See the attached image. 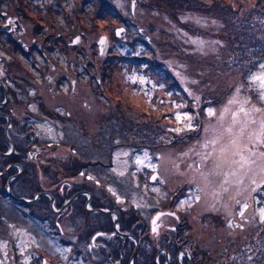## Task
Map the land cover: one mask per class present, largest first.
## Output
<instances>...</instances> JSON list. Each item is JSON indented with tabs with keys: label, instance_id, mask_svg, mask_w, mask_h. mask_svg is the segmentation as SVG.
I'll list each match as a JSON object with an SVG mask.
<instances>
[{
	"label": "rangeland",
	"instance_id": "rangeland-1",
	"mask_svg": "<svg viewBox=\"0 0 264 264\" xmlns=\"http://www.w3.org/2000/svg\"><path fill=\"white\" fill-rule=\"evenodd\" d=\"M133 1L0 0L1 20L16 15L25 28L18 75L32 47L65 83L19 92L17 108L30 100L56 124L43 157L66 169L82 158L105 207L127 205L146 236L162 210L161 231L177 225L206 263L264 264V88L254 79L264 76V0Z\"/></svg>",
	"mask_w": 264,
	"mask_h": 264
},
{
	"label": "flooded vegetation",
	"instance_id": "flooded-vegetation-1",
	"mask_svg": "<svg viewBox=\"0 0 264 264\" xmlns=\"http://www.w3.org/2000/svg\"><path fill=\"white\" fill-rule=\"evenodd\" d=\"M1 14L5 28L0 29V264H98L102 257L113 264H208V253L195 252L189 241L175 235L177 225L171 233L161 231L164 211H157H162L160 219L149 228L152 236H146L145 221L125 216L127 205L115 202L105 207L108 196L99 194L92 167L82 158L66 169L41 155L44 133L51 128L54 134L57 126L34 114L30 100L18 110L19 92L25 99L40 96L45 89L60 90L65 83L56 66L49 70L47 56L33 59L32 47L26 55L30 61L20 53L28 73L18 75L16 36L25 28L18 16ZM25 44L22 41L20 49L26 54ZM65 136L61 134V139ZM135 213L140 215L138 208ZM170 214L178 217L173 210Z\"/></svg>",
	"mask_w": 264,
	"mask_h": 264
},
{
	"label": "snow or ice",
	"instance_id": "snow-or-ice-1",
	"mask_svg": "<svg viewBox=\"0 0 264 264\" xmlns=\"http://www.w3.org/2000/svg\"><path fill=\"white\" fill-rule=\"evenodd\" d=\"M261 68H264V65H261ZM254 79L259 80L260 84H261V87L264 88V76L254 77ZM262 98H264V95H262ZM241 110L243 111V109H241ZM209 114L210 115L213 114L211 109H209ZM180 118L181 117L178 114L177 115V119L179 120ZM186 118L188 120H191V117H189V116H186ZM188 127H191V125L189 124ZM262 128H264V122H262ZM175 131H180V129H175ZM260 143L264 144V140H261ZM262 155H264V153H262ZM245 207H247V205H245ZM260 215H261V218L264 219V208L260 209Z\"/></svg>",
	"mask_w": 264,
	"mask_h": 264
},
{
	"label": "water",
	"instance_id": "water-1",
	"mask_svg": "<svg viewBox=\"0 0 264 264\" xmlns=\"http://www.w3.org/2000/svg\"><path fill=\"white\" fill-rule=\"evenodd\" d=\"M134 5H135V1L132 0V4H131V6L134 7ZM3 28H5V26L0 24V29H3ZM120 30H121V29H117V30H116V34H119V33L121 32ZM100 42H101V43H100V47H99V48H100V50H102L103 43H104V38H103V37L101 38ZM156 177H157V173L155 172V173L152 175V177L150 178V180H151V181H158L159 179H157ZM160 214H161V212H159V213L156 214L155 216L158 217V215H160Z\"/></svg>",
	"mask_w": 264,
	"mask_h": 264
}]
</instances>
